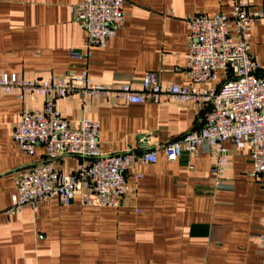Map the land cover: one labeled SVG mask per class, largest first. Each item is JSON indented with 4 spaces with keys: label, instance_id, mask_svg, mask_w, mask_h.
<instances>
[{
    "label": "crops",
    "instance_id": "obj_1",
    "mask_svg": "<svg viewBox=\"0 0 264 264\" xmlns=\"http://www.w3.org/2000/svg\"><path fill=\"white\" fill-rule=\"evenodd\" d=\"M82 1L0 0V74L30 79L87 71L98 83L138 89L154 71L164 84L188 85L187 19L230 10V0H126L124 25L115 37L106 47H88L87 29L72 13ZM247 3L264 11V0ZM249 42L264 65V22L254 24ZM72 51L89 57H73ZM44 103L37 95L0 94V264H264L258 239L264 178L250 176L248 152L230 142L227 187L217 186L210 153L184 151L169 161L160 151L156 163L138 166L140 178L128 172L135 191L120 207L83 206L78 196L65 205L54 197L37 210L7 213L16 171L45 160L42 146L23 153L13 131L25 108ZM55 105L73 125L81 117L97 120L101 151L109 154L162 146L203 123L198 105L171 100L128 103L101 96L83 102L74 94ZM81 162L68 155L53 165L72 171Z\"/></svg>",
    "mask_w": 264,
    "mask_h": 264
},
{
    "label": "built area",
    "instance_id": "obj_2",
    "mask_svg": "<svg viewBox=\"0 0 264 264\" xmlns=\"http://www.w3.org/2000/svg\"><path fill=\"white\" fill-rule=\"evenodd\" d=\"M125 3L83 0L72 6L74 18L87 29L88 47H106L115 37L124 25ZM256 22H264V11L251 10L247 0H230L227 13L189 17L188 85L164 84L154 71L143 76L138 89L129 83H98L87 71L30 79L1 73L0 94L45 98L42 108L22 111L13 131V140L23 153L32 154L42 146L45 160L16 171V191L7 213H20L26 207L37 210L41 201L54 197L65 205L78 196L83 206L120 207L124 197L135 191L128 172L133 169L135 177L140 178L138 166L156 163L160 151L169 161L178 159L184 151L193 155L210 153L215 159L212 174L217 186L227 187L223 182L229 161L226 142L248 152L253 162L251 177L264 178V65L251 52L249 42ZM71 55L89 57V53L76 51ZM74 94L83 102L103 96L128 103L171 100L194 104L203 109V123L162 146L103 153L99 122L81 117L73 125L55 105L56 99ZM68 155L83 162L72 171L53 165ZM261 226L263 232L258 239L264 250V219Z\"/></svg>",
    "mask_w": 264,
    "mask_h": 264
}]
</instances>
